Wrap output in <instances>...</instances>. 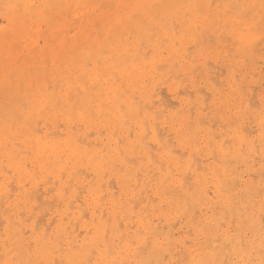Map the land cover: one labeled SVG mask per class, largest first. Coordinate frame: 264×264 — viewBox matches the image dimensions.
Masks as SVG:
<instances>
[{
	"label": "bare ground",
	"instance_id": "obj_1",
	"mask_svg": "<svg viewBox=\"0 0 264 264\" xmlns=\"http://www.w3.org/2000/svg\"><path fill=\"white\" fill-rule=\"evenodd\" d=\"M0 264H264V0H0Z\"/></svg>",
	"mask_w": 264,
	"mask_h": 264
}]
</instances>
